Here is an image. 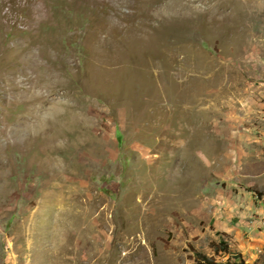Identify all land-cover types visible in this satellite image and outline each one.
<instances>
[{"label":"rangeland","instance_id":"374dc122","mask_svg":"<svg viewBox=\"0 0 264 264\" xmlns=\"http://www.w3.org/2000/svg\"><path fill=\"white\" fill-rule=\"evenodd\" d=\"M197 254L264 264V0H0V264Z\"/></svg>","mask_w":264,"mask_h":264},{"label":"trees","instance_id":"16d2710c","mask_svg":"<svg viewBox=\"0 0 264 264\" xmlns=\"http://www.w3.org/2000/svg\"><path fill=\"white\" fill-rule=\"evenodd\" d=\"M219 247H218L219 249H221L222 247H225V251L224 252H225V254L228 253V251H227L228 250V245L224 241L220 242ZM197 256L199 257L200 261H202V263H204V264H213V261L211 259L207 258L206 256H203V255H200V254H197ZM236 264H245V263L240 260V262L236 263Z\"/></svg>","mask_w":264,"mask_h":264}]
</instances>
